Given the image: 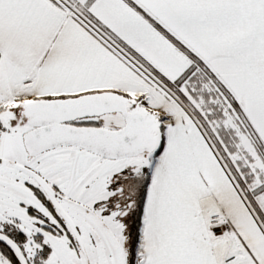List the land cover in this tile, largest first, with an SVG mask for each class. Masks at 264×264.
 <instances>
[{
  "label": "snow or ice",
  "instance_id": "obj_1",
  "mask_svg": "<svg viewBox=\"0 0 264 264\" xmlns=\"http://www.w3.org/2000/svg\"><path fill=\"white\" fill-rule=\"evenodd\" d=\"M0 264H264V0H0Z\"/></svg>",
  "mask_w": 264,
  "mask_h": 264
}]
</instances>
